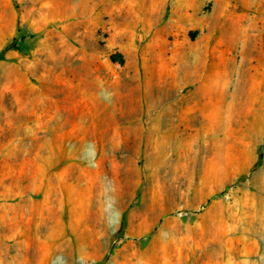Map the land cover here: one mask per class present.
<instances>
[{
  "label": "rangeland",
  "instance_id": "1",
  "mask_svg": "<svg viewBox=\"0 0 264 264\" xmlns=\"http://www.w3.org/2000/svg\"><path fill=\"white\" fill-rule=\"evenodd\" d=\"M2 51L0 264H264V0H0Z\"/></svg>",
  "mask_w": 264,
  "mask_h": 264
},
{
  "label": "trees",
  "instance_id": "2",
  "mask_svg": "<svg viewBox=\"0 0 264 264\" xmlns=\"http://www.w3.org/2000/svg\"><path fill=\"white\" fill-rule=\"evenodd\" d=\"M21 50V49H20ZM4 53H5V51H2V53L0 54V60H2L3 59V55H4ZM117 58H119V61H118V63H122V61H120V57H117ZM114 60H116V58H114ZM117 62V61H116Z\"/></svg>",
  "mask_w": 264,
  "mask_h": 264
}]
</instances>
